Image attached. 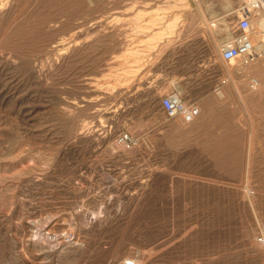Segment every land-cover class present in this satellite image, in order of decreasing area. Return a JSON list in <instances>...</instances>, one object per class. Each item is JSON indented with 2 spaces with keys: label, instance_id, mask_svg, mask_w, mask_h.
Returning a JSON list of instances; mask_svg holds the SVG:
<instances>
[{
  "label": "rangeland",
  "instance_id": "374dc122",
  "mask_svg": "<svg viewBox=\"0 0 264 264\" xmlns=\"http://www.w3.org/2000/svg\"><path fill=\"white\" fill-rule=\"evenodd\" d=\"M246 1L0 0V264H264V16L220 56Z\"/></svg>",
  "mask_w": 264,
  "mask_h": 264
},
{
  "label": "built area",
  "instance_id": "2783aa9c",
  "mask_svg": "<svg viewBox=\"0 0 264 264\" xmlns=\"http://www.w3.org/2000/svg\"><path fill=\"white\" fill-rule=\"evenodd\" d=\"M252 14L264 16V0H253L252 9L243 6L240 8L237 23L233 29V36L220 48V56L224 62L232 63L244 59L245 63L255 61V43L253 40L254 25ZM251 90L260 87V80L251 77ZM160 105L170 118L180 117L186 124L194 122L201 115V108L197 104H186L177 92H170L161 97ZM116 144L124 149H133L139 145V140L129 132H121L116 137ZM256 242L264 247V224L261 226ZM122 264H138L134 257L125 258Z\"/></svg>",
  "mask_w": 264,
  "mask_h": 264
},
{
  "label": "bare ground",
  "instance_id": "6f19581e",
  "mask_svg": "<svg viewBox=\"0 0 264 264\" xmlns=\"http://www.w3.org/2000/svg\"><path fill=\"white\" fill-rule=\"evenodd\" d=\"M251 8H252V4H251ZM208 22H209V21H208ZM213 24H214V23H213ZM213 24H210V25L212 26ZM257 24H258V32H259V33H263V35L261 36V39H262V42L264 43V19H259L258 22H257ZM210 25H209V26H210ZM215 26H216V25H215ZM257 46H258V45H257ZM257 46H256L254 52H255L256 54L260 55V50H261V48H259V46H258V47H257ZM261 46H263V45H261ZM261 46H260V47H261ZM256 54H255V57H256ZM255 61H256V60H255ZM249 62H250V61H249ZM250 63H251V62H250ZM243 67H246V66H243ZM246 68H247V67H246ZM246 68H245V69H246ZM235 80H236V79H235ZM240 84H241V83H240L239 81H238V82H235V83H234L235 88L238 89L239 86H240Z\"/></svg>",
  "mask_w": 264,
  "mask_h": 264
},
{
  "label": "crops",
  "instance_id": "0c3cea01",
  "mask_svg": "<svg viewBox=\"0 0 264 264\" xmlns=\"http://www.w3.org/2000/svg\"><path fill=\"white\" fill-rule=\"evenodd\" d=\"M252 2H253V0H248V1H246L245 3V7L247 6V7H249V6H251V4H252ZM238 12H240V9H239V11ZM210 24H213V21H209V25ZM212 26H215V24H213ZM233 29H234V27H233Z\"/></svg>",
  "mask_w": 264,
  "mask_h": 264
}]
</instances>
